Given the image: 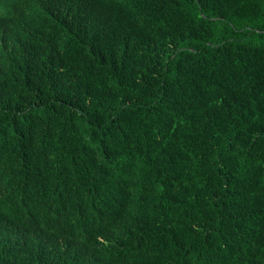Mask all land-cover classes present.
I'll list each match as a JSON object with an SVG mask.
<instances>
[{
  "label": "trees",
  "instance_id": "1",
  "mask_svg": "<svg viewBox=\"0 0 264 264\" xmlns=\"http://www.w3.org/2000/svg\"><path fill=\"white\" fill-rule=\"evenodd\" d=\"M0 264H264V0H0Z\"/></svg>",
  "mask_w": 264,
  "mask_h": 264
},
{
  "label": "bare ground",
  "instance_id": "2",
  "mask_svg": "<svg viewBox=\"0 0 264 264\" xmlns=\"http://www.w3.org/2000/svg\"><path fill=\"white\" fill-rule=\"evenodd\" d=\"M17 1V0H16ZM36 3V2H35ZM19 6V5H18ZM6 12V11H5ZM8 12V11H7ZM17 20V19H16ZM30 233V232H29ZM85 246V245H84Z\"/></svg>",
  "mask_w": 264,
  "mask_h": 264
}]
</instances>
